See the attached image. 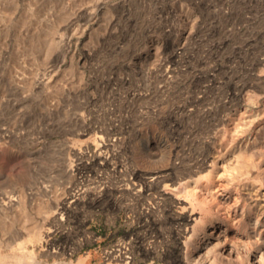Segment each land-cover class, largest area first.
Listing matches in <instances>:
<instances>
[{"label": "rangeland", "instance_id": "obj_1", "mask_svg": "<svg viewBox=\"0 0 264 264\" xmlns=\"http://www.w3.org/2000/svg\"><path fill=\"white\" fill-rule=\"evenodd\" d=\"M0 264H264V0H0Z\"/></svg>", "mask_w": 264, "mask_h": 264}, {"label": "bare ground", "instance_id": "obj_2", "mask_svg": "<svg viewBox=\"0 0 264 264\" xmlns=\"http://www.w3.org/2000/svg\"><path fill=\"white\" fill-rule=\"evenodd\" d=\"M261 137V134H258V138ZM258 149H260L258 147ZM223 162L224 158H223V154H221L218 158H216L215 162L217 164V162ZM200 167H198L199 169ZM197 168H190L188 171H186V174L188 178H186L184 181H182L180 184H183L186 188H189L191 185H193L192 187L196 190V185L198 184L199 180L198 178L193 177L194 175H197L199 170ZM181 177V176H180ZM183 177V176H182ZM190 190H192L190 188ZM189 191V190H188ZM193 192V191H192ZM189 193V192H188ZM186 197V196H185ZM188 197V196H187ZM201 221V220H198ZM200 223V222H199ZM227 230V228L225 227V229H223L222 231H220V233H224ZM115 253V252H114ZM113 253V250L107 251L106 250V255L110 256V257H114L116 256V258H120L121 259V254L124 253V251L121 252L120 249H118V252H116V254ZM114 255V256H113ZM123 257L126 258L125 255H123ZM127 261V260H126Z\"/></svg>", "mask_w": 264, "mask_h": 264}]
</instances>
